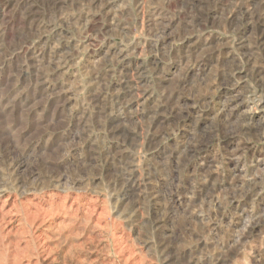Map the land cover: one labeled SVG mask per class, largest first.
<instances>
[{"label": "rangeland", "instance_id": "rangeland-1", "mask_svg": "<svg viewBox=\"0 0 264 264\" xmlns=\"http://www.w3.org/2000/svg\"><path fill=\"white\" fill-rule=\"evenodd\" d=\"M0 264H264V0H0Z\"/></svg>", "mask_w": 264, "mask_h": 264}]
</instances>
